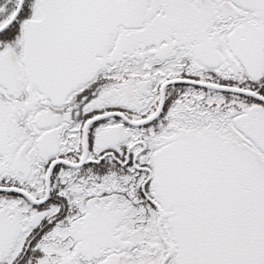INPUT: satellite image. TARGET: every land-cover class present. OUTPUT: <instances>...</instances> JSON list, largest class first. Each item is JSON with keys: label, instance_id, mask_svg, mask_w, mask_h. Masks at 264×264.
I'll use <instances>...</instances> for the list:
<instances>
[{"label": "snow or ice", "instance_id": "snow-or-ice-1", "mask_svg": "<svg viewBox=\"0 0 264 264\" xmlns=\"http://www.w3.org/2000/svg\"><path fill=\"white\" fill-rule=\"evenodd\" d=\"M0 264H264V0H0Z\"/></svg>", "mask_w": 264, "mask_h": 264}]
</instances>
